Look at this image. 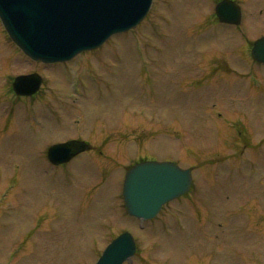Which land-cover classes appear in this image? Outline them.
<instances>
[{
  "label": "rangeland",
  "instance_id": "374dc122",
  "mask_svg": "<svg viewBox=\"0 0 264 264\" xmlns=\"http://www.w3.org/2000/svg\"><path fill=\"white\" fill-rule=\"evenodd\" d=\"M155 2L151 18L158 16L168 32L157 43L164 51L156 54L159 65L151 79L143 76L140 64L155 56L152 32L117 35L94 58L80 54L66 70L21 56L11 67L13 74L40 72L45 100H14L9 86L0 87V264H93L106 240L124 228L133 230L139 243L131 264H257L258 250L264 261L263 243L256 242L259 232L241 227L246 215L220 218L223 208L240 204L242 196L252 204L253 221L264 216L253 204L262 202L264 208V188H257L255 175L229 174L249 156L254 169L264 168V142L257 145L264 138V71L257 69L261 78L256 79L245 70L249 43L264 32V8L259 9L264 3H243L249 33L241 45L229 27L213 24L212 0ZM10 48L0 37V57L6 58ZM6 71L0 60V72ZM52 85L59 90L49 91ZM49 97L63 118L53 110L46 114ZM75 98V104L67 103ZM76 136L87 137L94 147L67 168L74 184L66 191L44 151L52 142ZM142 156L197 166L198 197L185 195L159 216L169 222L181 217L185 224L164 236L162 248L153 245L159 233L139 230L137 221L123 214L119 199L125 167ZM55 202L64 207L52 216L46 204ZM91 239L99 241L92 245Z\"/></svg>",
  "mask_w": 264,
  "mask_h": 264
},
{
  "label": "water",
  "instance_id": "95a60500",
  "mask_svg": "<svg viewBox=\"0 0 264 264\" xmlns=\"http://www.w3.org/2000/svg\"><path fill=\"white\" fill-rule=\"evenodd\" d=\"M3 4L11 9L10 13L13 16L12 18L7 17L5 14L3 15L4 19L10 25V18L15 21L16 16L14 12L17 6L14 0H3ZM114 4L123 6V12L115 13L113 9ZM31 5V0L22 1V6L28 7ZM133 5L131 0H106L105 2H100L99 0H83V4L81 5L79 3V6H81V13H84L86 17H79V19L83 24L82 27L86 26L85 33L87 35L101 33V30L108 28L110 25H114L118 21H121L125 15H128L126 10H131ZM110 33V31L106 30L104 36L99 40H103ZM71 148L81 150V148H86V146L83 144L76 148L71 146ZM188 173L189 171H180L172 163H143V166L138 168L135 174L132 173L129 176V179L132 180L133 178V180L127 182L123 188L124 197L131 213L151 216L164 200L170 199L172 196L178 195L186 189L189 179V176H187ZM116 246H119V244L116 243ZM114 248L112 247L106 251V254H109L107 256L109 264H116L117 261L132 252L128 247L125 248L124 252L115 251ZM103 261L106 262L105 259Z\"/></svg>",
  "mask_w": 264,
  "mask_h": 264
}]
</instances>
